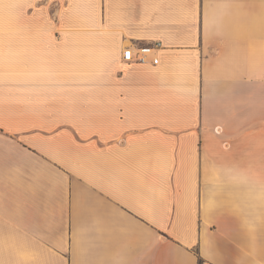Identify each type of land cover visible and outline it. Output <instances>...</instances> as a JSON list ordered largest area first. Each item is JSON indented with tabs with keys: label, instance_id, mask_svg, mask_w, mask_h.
Masks as SVG:
<instances>
[{
	"label": "crops",
	"instance_id": "1",
	"mask_svg": "<svg viewBox=\"0 0 264 264\" xmlns=\"http://www.w3.org/2000/svg\"><path fill=\"white\" fill-rule=\"evenodd\" d=\"M0 264H264V0H0Z\"/></svg>",
	"mask_w": 264,
	"mask_h": 264
},
{
	"label": "built area",
	"instance_id": "2",
	"mask_svg": "<svg viewBox=\"0 0 264 264\" xmlns=\"http://www.w3.org/2000/svg\"><path fill=\"white\" fill-rule=\"evenodd\" d=\"M157 45L156 47H158ZM154 50L150 47H137L135 50L133 48H126L122 54V61L125 63H145L149 54Z\"/></svg>",
	"mask_w": 264,
	"mask_h": 264
}]
</instances>
